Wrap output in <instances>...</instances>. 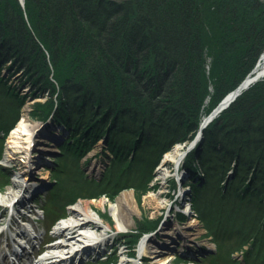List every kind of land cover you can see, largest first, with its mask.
<instances>
[{"label": "trees", "instance_id": "1", "mask_svg": "<svg viewBox=\"0 0 264 264\" xmlns=\"http://www.w3.org/2000/svg\"><path fill=\"white\" fill-rule=\"evenodd\" d=\"M4 33L0 62L12 52L19 65H34L37 75L26 77L34 87L52 94L50 71L58 83L56 98L42 109L34 103L32 114L43 119L51 112L67 129L58 147L63 157H79L105 134L103 183L118 191L132 178L139 191L147 181L136 180L161 152L195 135L206 97L205 114L254 66L264 48V1L25 0L22 11L16 0H0ZM21 105L0 76V138ZM103 108L110 112L100 117ZM194 162L202 171L195 173L192 207L208 234L216 241L236 234L247 243L245 255L264 259V78L205 127L180 168L195 171ZM63 189L62 207L79 197L74 186ZM156 226L139 223L133 240Z\"/></svg>", "mask_w": 264, "mask_h": 264}, {"label": "rangeland", "instance_id": "2", "mask_svg": "<svg viewBox=\"0 0 264 264\" xmlns=\"http://www.w3.org/2000/svg\"><path fill=\"white\" fill-rule=\"evenodd\" d=\"M16 1L23 11L25 0ZM109 1L119 2L121 0ZM23 17L24 20H26L27 26H30L28 17L24 13ZM7 36L9 35L4 33L0 36V40ZM43 52L47 54L45 49H43ZM7 55H9L10 58H6V60L0 62V76L8 81V84L15 87L22 98L23 107L21 108L19 118L14 125L9 129L5 136L0 138L1 245L4 242L5 237L13 230L14 225L24 224L28 227L31 224V228L36 230V238L34 240L35 250L32 249L30 256L33 255L34 261L37 260L44 254V246L49 245H43L44 243H50V239H52V241L59 239L58 236H53V232L57 227L58 222L53 223L52 226L50 223L54 222V219L57 216H61L62 218L67 217L70 212V206L83 201L89 202L92 207H94L93 210L98 211V214L101 215V222L111 223V227L107 230L110 237L104 241L107 248H105L104 245L98 247L100 248L99 250L106 249L103 251L102 256H86L80 261H72L69 264H96V261H103L101 264H119V260L122 257L127 258L130 262L132 261V264H212L211 259L214 254H218L217 252H219V254L217 256L218 261L216 264H264V259L260 260L259 258H255L251 253L247 255L243 253V251L248 248L247 243L242 242V239L236 234H226L227 236H223L222 240L219 241L214 240L212 238L213 236L209 234L206 235L207 230L202 223L203 215L195 211L193 207H191L192 214L189 218L177 214L178 210L183 211L186 207H189L190 205L193 206L192 185L194 181L191 180L190 177L191 171L190 169L187 171V168L184 166H181L178 170L176 167L177 164L183 161L186 153L195 147L190 145H192L197 133H195L192 139L188 138L189 140H186V138L185 141L177 140L170 143L168 149L161 152L157 163L152 170L149 171V174L143 175L142 173V175H140L142 177L139 180H136L138 182L146 180L148 183H146V185L139 191L134 190L135 188L132 187V178L121 180L122 184L120 189L118 188V191L113 189V186H115L113 185L114 182H112V184L103 183L102 177L104 169L106 168L105 165H108V160L104 159L106 161V164H104L102 163L103 158L101 157L102 151H104L103 153L106 152L103 138L105 134L95 141L93 148L81 153L79 157H63L64 153L58 152L57 150H59V145L64 141V137L67 136V130L65 131L64 129V131H62V129H58L57 131L60 134L59 139L57 138L53 142L50 141L45 137L44 129L51 124L52 120H45L47 125H43L42 120L45 119V117L43 119L34 117L32 109L34 106L36 107V105L30 103V110H28L29 117L25 122L26 131H16L11 135L10 130L20 120L24 113V108H27L26 105L29 106L28 103L33 101L34 96L38 95L40 98V100L37 101L39 104L38 108L42 109L44 108L43 106L46 107L48 105V102H50L51 99L56 98V92H58L59 89L57 81L53 79L54 75L52 76V71H50L48 75L50 80L56 86V90L52 94L34 87L33 82L26 78L29 74L27 73L28 71L32 73L30 74L31 76H34L35 74L37 75V73H35L36 71L34 72V70L31 69L34 65L32 64L30 68H27L26 64H18V59H16L17 57L15 58L14 53L11 52ZM209 59L210 58H208V61ZM206 66V70L209 72L210 62ZM209 90L212 92V87H209ZM209 99L210 97L207 96L201 107L202 116L205 115L204 109L209 103ZM222 110H224V108ZM100 111L101 112L98 114L100 117L103 116V114H106V112H110L105 108L100 109ZM48 116L52 117L53 113L50 112ZM188 135L189 132L186 130L185 136ZM201 138L202 134L198 141H200ZM176 152H178L179 158L175 165L171 160V157L174 156ZM194 164L193 167L196 166L198 167L197 169L201 170V167L198 166V162H194ZM24 172L27 175L25 179H22L24 180L22 187L14 182L12 177ZM231 174V176H233L232 172ZM35 181L38 184H35L32 187L30 194V188L28 187ZM68 185L74 186L73 191L75 194H78L79 197L62 207V202L57 200L59 199L58 191L62 192L60 188L62 189L63 187V190H65ZM122 185H125L126 187H122ZM55 189H57V193L54 192ZM127 190H134L132 192L138 210L132 214L133 224L129 227L119 229L115 226L111 204L115 201L120 192ZM9 191L15 192V196L13 198L11 197L10 204L4 203L1 199L3 196L6 197ZM108 193H111L113 198L109 197ZM16 196H20V202L16 200ZM180 200H182V203H179ZM52 201L56 202V205H52ZM11 217H13V221L9 220ZM24 218H26V220H23ZM193 218L199 223L198 228L200 229V233L198 235H190L193 237L185 235V239H187L186 241L184 240L185 244H187V246L190 245L191 247L189 250L184 248L181 244L177 246V249L182 252L179 254L176 253L178 250L175 251V249H172L173 251L162 250V253H160L157 258L155 256L150 257L144 254L140 255V258H137L138 246L137 249H135L136 245L133 246V239L135 238L134 234L136 233V226H138L139 223L157 221L155 231H152L149 235H144L151 236L154 240L163 241L166 240V238L162 236L163 232L170 230L169 227H173L175 222H177L179 226L186 227L189 221ZM88 229L92 230L93 228L89 227ZM178 229L179 227H177V230ZM64 234L67 235V238L71 236L68 231H65ZM114 238L126 243V254L120 250L119 246L116 249L113 248L111 242ZM40 241L42 243H40ZM192 241H194V243ZM189 251L192 252L191 255H187ZM199 251L200 253H197ZM127 254H130L131 258L128 257ZM146 256L148 260L142 261V258H146ZM155 259L156 262H154ZM104 261H106V263Z\"/></svg>", "mask_w": 264, "mask_h": 264}, {"label": "bare ground", "instance_id": "3", "mask_svg": "<svg viewBox=\"0 0 264 264\" xmlns=\"http://www.w3.org/2000/svg\"><path fill=\"white\" fill-rule=\"evenodd\" d=\"M208 63L206 65H208ZM205 68H207V66ZM263 78H264V48L259 54L254 66L250 69V71L246 74V76L233 89L228 91L223 96V98L217 103V105L213 109H211L209 113H206L204 116H202L201 121H199L197 125V130L195 133H197L199 130L202 134L205 127L211 122L212 119H214L219 115L220 111L223 108L225 109L226 107H228L230 103L233 102L235 98H237L245 89L247 90L250 87V85ZM33 98H34L33 101L28 103L29 106L26 105L27 108H24L23 110L24 113L20 118V120L10 130L11 135L16 131H26L25 122L28 120L29 117L28 110H30V103H37V101L40 100L38 95L34 96ZM22 107H23V102L21 108ZM52 118L53 117L51 116H47L45 119H43L44 121L42 120V122L43 124H45L47 123L46 121L52 120L51 124L46 129H44V133H45V137H47L50 141L53 142L54 140L59 138L58 135L60 134L57 131L58 129H62V130L65 129V131L67 129L62 124H59L58 122L54 121ZM186 140L189 139L187 138ZM196 143L197 142H194L190 146H195L194 144ZM57 151L59 152V150ZM178 158H179L178 152H176L174 156L171 157V160L174 162L175 165L178 162ZM104 159L105 158H103L102 163L106 164L105 163L106 161ZM180 165L181 163L177 164L176 167L177 170L180 169ZM187 171H189V169H187ZM190 171H191L190 173L191 180H193L194 182L199 180L197 179L195 181L196 178L195 173H200L202 169L201 170L196 169L195 171H192V169H190ZM26 175L27 174L25 172L22 174L19 173L13 176L12 179L14 180V182L18 183V185L22 186L24 181L22 179L23 178L25 179ZM35 184L38 183L35 181L31 185H29L28 187L30 188L29 191L32 190V187ZM134 190H127L120 192L117 198L116 197H115L116 199L114 198L115 201L111 204L112 215L115 220L116 228L123 229L133 224L132 214L138 210L132 192ZM14 196H15V192L9 191L8 195L6 197L3 196L1 199L4 203L10 204L11 197L13 198ZM16 200L20 202L21 200L20 196H16ZM179 203H182V200H180ZM191 207L192 206L190 205L189 207H186V209H183V211L178 210L177 214L178 215L180 214L181 216H187L189 218L190 215L192 214ZM93 208L94 207H92V205L89 202H83V201H80L79 203L70 206L69 214L67 215V217L59 219L57 223V227L53 232V236L56 235L59 237V239L55 241H52V239H50L49 240L50 243L49 242L44 243L43 245L45 244H49V245L44 246L43 248L44 254L35 261L33 259V255L30 256V253H32V249L35 250L34 240L36 238L35 236L36 230H33V228H31V224L28 227L27 225L24 224L18 226L14 225L15 228L13 229L14 231L12 230L5 237L3 244L2 245L0 244V264H25V259H29V258L30 260L27 262L28 264H69L72 261H80L86 256L96 255L98 253V249H100L98 247H100L101 245H104L105 248L107 247L104 241H106L110 237V234L107 233V230L109 227H111V223L101 222V215L98 214L97 210L96 211L93 210ZM9 220L13 221V217H11ZM89 227L93 229L90 230L88 229ZM173 227H169L170 230L163 232L162 236L166 238V240L163 241L154 240L151 236H145L151 234L152 231L154 232L155 229L152 231L145 230L138 237H136V240H134L133 242L134 244L133 246L136 245L135 249H137L138 246L137 258L138 257L140 258V255L142 254L150 257L155 256L157 258L159 254L162 253V250L175 249L176 251L178 250L177 246L181 244L183 245L184 248L189 250L191 247L190 245L187 246V244H185V241L187 240L185 239V235L189 237H193L190 235H198L200 233V229L198 228L199 227L198 221L193 218L192 220L189 221L186 227L179 226L177 222H175ZM177 227H179L178 230ZM65 231H68L71 236L67 238V235L64 234ZM206 235H208V232H206ZM192 242L194 243V241ZM40 243L42 242L40 241ZM111 244L113 245L114 249L118 248L119 246L120 250H122L123 253L126 254L125 242L114 238ZM176 253L179 254L182 252L178 250V252ZM197 253H200V251ZM188 254L191 255L192 252L189 251L187 255ZM127 256L130 257L131 255L127 254ZM147 256L146 258L143 257L142 261L148 260ZM170 257H174V256H170ZM15 260H17V263L15 262ZM101 262L103 263V261ZM101 262L96 261V264H101ZM104 262L106 263V261ZM131 262L128 261L127 258H123V257L120 258L119 260V264H132ZM154 262H156V259L154 260Z\"/></svg>", "mask_w": 264, "mask_h": 264}, {"label": "water", "instance_id": "4", "mask_svg": "<svg viewBox=\"0 0 264 264\" xmlns=\"http://www.w3.org/2000/svg\"><path fill=\"white\" fill-rule=\"evenodd\" d=\"M226 107V106H225ZM46 124V123H45ZM44 125V124H43ZM202 128V127H201ZM201 137V132L198 130V132H197V134H196V136H195V139H194V141H193V143L194 142H197L198 141V139Z\"/></svg>", "mask_w": 264, "mask_h": 264}]
</instances>
